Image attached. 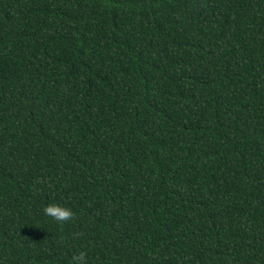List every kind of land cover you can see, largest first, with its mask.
Here are the masks:
<instances>
[{
  "label": "trees",
  "instance_id": "16d2710c",
  "mask_svg": "<svg viewBox=\"0 0 264 264\" xmlns=\"http://www.w3.org/2000/svg\"><path fill=\"white\" fill-rule=\"evenodd\" d=\"M80 252L264 264V0H0V264Z\"/></svg>",
  "mask_w": 264,
  "mask_h": 264
},
{
  "label": "clouds",
  "instance_id": "9594fccd",
  "mask_svg": "<svg viewBox=\"0 0 264 264\" xmlns=\"http://www.w3.org/2000/svg\"><path fill=\"white\" fill-rule=\"evenodd\" d=\"M43 213L59 223H63L73 217L71 209L57 204L46 205L43 208ZM84 259L85 254L80 252L72 257V264H83Z\"/></svg>",
  "mask_w": 264,
  "mask_h": 264
}]
</instances>
